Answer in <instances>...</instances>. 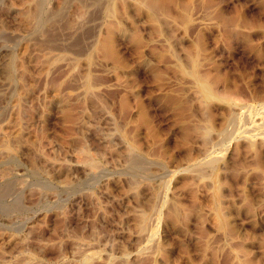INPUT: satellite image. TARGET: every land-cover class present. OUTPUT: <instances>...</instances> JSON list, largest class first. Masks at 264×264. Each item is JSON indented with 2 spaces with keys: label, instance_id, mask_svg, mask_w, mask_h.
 Instances as JSON below:
<instances>
[{
  "label": "rangeland",
  "instance_id": "rangeland-1",
  "mask_svg": "<svg viewBox=\"0 0 264 264\" xmlns=\"http://www.w3.org/2000/svg\"><path fill=\"white\" fill-rule=\"evenodd\" d=\"M0 264H264V0H0Z\"/></svg>",
  "mask_w": 264,
  "mask_h": 264
},
{
  "label": "bare ground",
  "instance_id": "bare-ground-1",
  "mask_svg": "<svg viewBox=\"0 0 264 264\" xmlns=\"http://www.w3.org/2000/svg\"><path fill=\"white\" fill-rule=\"evenodd\" d=\"M2 67V66H1ZM5 73V72H4ZM205 88V87H204ZM208 88V87H207ZM206 91V90H205ZM208 92H209V90H208ZM208 95H209V93H208ZM247 116V115H246ZM245 117V116H244ZM248 120V119H247ZM249 126V125H248Z\"/></svg>",
  "mask_w": 264,
  "mask_h": 264
}]
</instances>
